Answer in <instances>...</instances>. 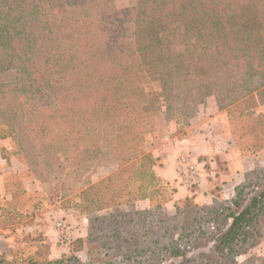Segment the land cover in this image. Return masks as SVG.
Here are the masks:
<instances>
[{
    "label": "trees",
    "instance_id": "16d2710c",
    "mask_svg": "<svg viewBox=\"0 0 264 264\" xmlns=\"http://www.w3.org/2000/svg\"><path fill=\"white\" fill-rule=\"evenodd\" d=\"M94 1L0 0V118L8 117L24 145L20 150L43 152L56 124L82 115L109 126L107 148L98 152L119 167L85 191L91 196L82 209L111 211L94 216L87 238L73 239L69 254L45 264H114L116 258L119 264H150L146 257L161 264L175 256L238 264L237 256L264 235V178L252 173L232 198L211 205L177 199L174 214L164 216L162 205L175 188L163 196L170 182L156 175V158L144 150L156 128V94L141 84L145 73L154 74L168 110V93L182 89L176 104L184 114L176 119L209 86L228 106L246 81H257L253 90L264 88V0H137L133 7L99 11L91 8ZM177 43L183 53L173 51ZM239 113L229 123L234 142L242 153L258 152L264 148V113L246 125L248 145L236 132L246 115ZM141 199L149 200L148 208L133 207ZM121 204L130 210L115 211ZM104 225L109 231L102 233ZM207 243L213 245L209 252L190 255ZM258 260L264 264V257ZM0 264L14 263L0 252Z\"/></svg>",
    "mask_w": 264,
    "mask_h": 264
},
{
    "label": "rangeland",
    "instance_id": "374dc122",
    "mask_svg": "<svg viewBox=\"0 0 264 264\" xmlns=\"http://www.w3.org/2000/svg\"><path fill=\"white\" fill-rule=\"evenodd\" d=\"M136 4L137 0H95L91 8L96 11L106 8L122 9ZM193 41L191 39V42ZM172 48L175 54L184 52V47L180 43ZM256 83V80L252 83L246 81L243 88L252 89ZM141 86L145 92L156 94L152 98L155 109L153 120L156 128L147 136L144 144L146 152L166 133L184 136L193 135L198 131H219L227 133L234 141V136L232 137L234 129L229 123L231 119L240 117L239 111H244L246 115L242 117L241 123H238L241 126L240 131L236 129V132L240 134L242 145H248L251 138L247 136L246 125L253 124L258 114L264 113V88L258 89L261 92L260 102L257 98L258 90L244 92L245 90L241 89L231 94H237V98L228 106L225 105V100H217L212 87L209 86L205 92L195 97L191 105L193 108L186 111L185 116L182 115L181 118L176 119L177 114L182 113L176 104V100L182 97L180 95L182 92H178L182 89L173 92L175 96L168 93V102L173 104V108L168 110L166 101L157 96L161 93V88L154 74L145 73ZM76 104L77 102L73 101L71 106L75 108ZM250 106L252 108H249ZM53 128V134L48 144L43 146L45 148L43 152L41 147L35 149V152L39 153L26 155L28 151L20 150L24 145L21 144L19 135H15L12 131L8 117L4 115L0 118V158L3 160V166L0 167L2 174L0 178L2 181H0V247L3 249L0 252H4L6 258L14 264H45L48 260L57 258L49 251L51 244H70L75 238L86 239L91 231L90 224L94 225V221H97L94 216H102L111 211L107 208L88 213L82 209L89 204L91 196L90 192H85L86 188L105 180L119 168L109 154L104 153L100 157L98 152L107 148L109 126L105 122L92 121L78 115L72 122L70 121V124L60 121ZM34 147L32 145L31 149ZM259 151H264V148ZM123 175L126 180L127 174ZM256 175L264 178V171L257 172ZM171 186V183L164 186L163 196L169 194ZM158 198L154 196V200ZM146 200L148 199L136 201L133 207L144 210L142 208L146 206ZM164 205H162L163 215L166 217L173 215L175 210L167 212ZM129 210L130 206L125 204L115 207V211L118 212ZM59 211H64L63 215H58ZM59 222H62L61 225H58ZM104 227L105 229L102 227V233L109 231L105 225ZM74 229H78V233L83 231V234H86L85 237H72V239L69 233ZM120 231L123 234L129 232L127 228H120ZM212 247V243L203 244L190 255L196 257L200 253L209 252ZM75 255L82 262L88 261L86 254L80 251ZM153 259V257H146L145 261L155 264L151 262ZM119 262V258L114 259V264ZM237 262L240 264L238 260ZM247 262L261 264L258 258H252ZM201 263V258L190 263L184 256H175L161 264Z\"/></svg>",
    "mask_w": 264,
    "mask_h": 264
},
{
    "label": "crops",
    "instance_id": "0c3cea01",
    "mask_svg": "<svg viewBox=\"0 0 264 264\" xmlns=\"http://www.w3.org/2000/svg\"><path fill=\"white\" fill-rule=\"evenodd\" d=\"M148 152L156 158V175L175 188L172 199L164 205L167 212L174 209L175 200L185 197H191L200 205H211L219 199L228 200L235 194L237 185L252 173L264 171V151L244 154L231 136L219 131H198L184 136L166 133L148 148ZM183 158L186 162H182ZM188 165L194 166L193 174L188 172ZM1 166L3 160L0 158ZM148 207L149 201L146 200V206L142 209ZM63 213L64 211H59L58 215ZM83 233L74 229L69 236L85 237L86 234ZM49 251L54 257L69 254L70 244L53 243L49 246ZM259 257H264V235L260 243L239 255L237 260L240 264H248L250 259Z\"/></svg>",
    "mask_w": 264,
    "mask_h": 264
},
{
    "label": "built area",
    "instance_id": "2783aa9c",
    "mask_svg": "<svg viewBox=\"0 0 264 264\" xmlns=\"http://www.w3.org/2000/svg\"><path fill=\"white\" fill-rule=\"evenodd\" d=\"M182 162H186V160L183 158V159H182ZM187 170H188V172H189L190 174H193V173L195 172V170H194V166H192V165H188V166H187ZM61 223H62V222H59L58 225H61Z\"/></svg>",
    "mask_w": 264,
    "mask_h": 264
}]
</instances>
